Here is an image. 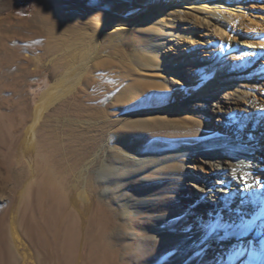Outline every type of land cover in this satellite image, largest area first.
<instances>
[{"label": "bare ground", "instance_id": "obj_1", "mask_svg": "<svg viewBox=\"0 0 264 264\" xmlns=\"http://www.w3.org/2000/svg\"><path fill=\"white\" fill-rule=\"evenodd\" d=\"M120 1L68 3L70 13L77 4L80 18L77 26L71 18L66 29L65 53L72 64L45 90L34 119L14 137L20 141L27 176L6 219L0 220V264H59V254L63 264H118L107 252L109 228L96 190L91 188L83 198L74 185L72 190L59 187L51 175L55 170L39 171L37 165L43 157L41 115L80 92L105 63L117 69L111 90L117 102L129 104L163 90L169 95L167 112L158 116L166 117L175 108L189 116L179 114L177 134L150 141L160 149L154 156L144 147V155L124 154L112 164L102 158L101 146L79 173L84 184L89 189L90 166L95 163L103 195L112 187H133L138 178L146 188H162L167 179L183 180L177 194L182 205L191 207L195 222L181 255L168 256L166 262L200 264L208 256L215 264H264V65L257 66L250 57L253 45L257 53L264 49V0ZM198 34L215 39L203 41L212 44L202 48ZM201 75L207 79L201 80ZM194 104L206 111L211 128L195 119ZM45 196L50 204L42 216ZM177 217H157L153 241L184 230L185 223ZM94 219L97 239L92 237ZM213 227L216 231L210 234ZM50 229L52 245L45 235ZM66 235L70 242L64 248ZM202 249L205 255L189 259ZM145 264L160 260L152 255Z\"/></svg>", "mask_w": 264, "mask_h": 264}, {"label": "rangeland", "instance_id": "obj_2", "mask_svg": "<svg viewBox=\"0 0 264 264\" xmlns=\"http://www.w3.org/2000/svg\"><path fill=\"white\" fill-rule=\"evenodd\" d=\"M78 1L87 4L92 0ZM121 2L123 0L118 3ZM68 3L70 0H0V220L6 219L27 176L19 152L20 141L14 137L34 119L45 90L72 64L65 53L66 29L71 18L76 26L80 18L77 4L70 13ZM227 31L231 35L232 30ZM212 35L217 38V34ZM197 37L202 41V48L212 44L204 45L205 41L215 39L211 35L198 34ZM252 48L255 51L253 56L250 55L252 61L263 66L264 49L257 53L254 45ZM115 72L114 66L105 63L97 77L90 75L80 92L56 102L41 115L39 138L43 157L37 159L38 169L50 170V174L55 170L51 175L62 184L59 187L72 190L74 185L83 198L84 194L88 198L91 188L96 190L109 228L107 252L115 263L145 264L155 255L160 264H168L167 257L181 255L191 236L188 231L176 229L173 235L153 241L152 231L159 216L178 215L187 229L194 224L191 207L182 205L183 198L177 194L184 187L183 180L167 179L162 188H146L138 178L133 187H112L107 195H103L102 186L96 183L98 164L90 166L89 189L79 177L81 169L101 146L105 147L102 158L112 164L119 163L124 154L130 157L144 155V147L152 149L148 152L151 156L158 154L160 149L152 147L150 141L177 134L174 124L179 120V114L189 116L175 108L166 117H159L167 112L165 106L169 95L163 90L152 91L142 99L134 98L129 104L117 102V94L111 92L116 83ZM193 106L196 110L192 113L198 115L195 119L211 128L206 111L199 110L198 104ZM141 119L145 121L143 124ZM147 177L156 175L148 174ZM49 204L50 199L45 196L41 202L42 216H46ZM45 235L52 245L54 230H45ZM92 237L97 239L95 219ZM69 238L66 235L64 248L65 243L70 242ZM125 245L129 247L124 249ZM64 252L63 249L61 253L64 255ZM58 258L59 264H63V256L59 254ZM215 263V258L206 256L200 264Z\"/></svg>", "mask_w": 264, "mask_h": 264}, {"label": "snow or ice", "instance_id": "obj_3", "mask_svg": "<svg viewBox=\"0 0 264 264\" xmlns=\"http://www.w3.org/2000/svg\"><path fill=\"white\" fill-rule=\"evenodd\" d=\"M205 79H207V77H205V76H203V75H201V80H205ZM241 179H244L243 177L241 178ZM245 187L246 188H249L250 186L247 184V182L245 181ZM253 195H255V194H253ZM261 195V198L262 199H264V194H260ZM204 197H202V199H203ZM237 211H239V209L237 210ZM177 220H179V219H181L180 217H177L176 218ZM189 229H187V228H185L184 229V231H188ZM216 231V228L215 227H213V228H211L210 230H209V232H210V234L211 233H213V232H215ZM224 237H222V236H220V237H218V239H223ZM205 253H206V250H201V251H199V252H195V253H193L192 254V256L191 257H189V259H198V258H201L203 255H205Z\"/></svg>", "mask_w": 264, "mask_h": 264}]
</instances>
